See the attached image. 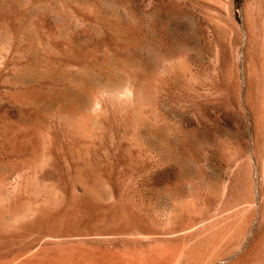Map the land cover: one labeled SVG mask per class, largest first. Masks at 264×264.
I'll list each match as a JSON object with an SVG mask.
<instances>
[{"label": "rangeland", "instance_id": "374dc122", "mask_svg": "<svg viewBox=\"0 0 264 264\" xmlns=\"http://www.w3.org/2000/svg\"><path fill=\"white\" fill-rule=\"evenodd\" d=\"M42 263L264 264V0H0V264Z\"/></svg>", "mask_w": 264, "mask_h": 264}, {"label": "bare ground", "instance_id": "6f19581e", "mask_svg": "<svg viewBox=\"0 0 264 264\" xmlns=\"http://www.w3.org/2000/svg\"><path fill=\"white\" fill-rule=\"evenodd\" d=\"M63 252V251H62ZM65 255V254H64ZM45 256V255H44ZM42 259V258H41ZM80 259V258H79ZM73 262V261H72ZM43 264V263H42Z\"/></svg>", "mask_w": 264, "mask_h": 264}]
</instances>
